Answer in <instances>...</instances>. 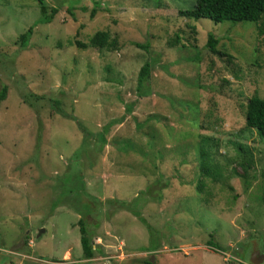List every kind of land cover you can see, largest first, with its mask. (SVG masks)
Here are the masks:
<instances>
[{
  "label": "rangeland",
  "instance_id": "obj_1",
  "mask_svg": "<svg viewBox=\"0 0 264 264\" xmlns=\"http://www.w3.org/2000/svg\"><path fill=\"white\" fill-rule=\"evenodd\" d=\"M43 2L50 22L0 0V264H248L253 243L264 264V138L244 123L264 98L258 23L178 14L195 0ZM98 30L114 49L76 46Z\"/></svg>",
  "mask_w": 264,
  "mask_h": 264
},
{
  "label": "trees",
  "instance_id": "obj_2",
  "mask_svg": "<svg viewBox=\"0 0 264 264\" xmlns=\"http://www.w3.org/2000/svg\"><path fill=\"white\" fill-rule=\"evenodd\" d=\"M39 8L41 12L42 22H50L53 16L57 13L58 9L56 7H51L49 12L43 0H39ZM91 14H94L92 10ZM178 14L183 17L200 19L208 18L213 22H222L224 20H230L232 22L238 21H253L258 23L259 33H264V0H195V4L191 9H180ZM32 32V27H29L27 31L19 35L21 40V46H25L27 40ZM170 43L173 42L170 40ZM217 39L213 35H209L208 45L211 51L217 52L215 45ZM76 46L79 48L94 47L97 49H114L117 45L116 37L111 36L108 30H98L95 31L89 39L84 42L76 40ZM138 46L146 47L147 45L138 44ZM0 66H1V51H0ZM150 74L149 63H144L138 72L137 76V93L138 95H143L141 88L143 83L147 80ZM7 86L2 85L0 88V103L6 98ZM30 96L32 95L30 93ZM244 123L245 127L250 129H255L257 135L264 138V98L258 96H251L247 99L244 105ZM98 141H105L104 133L101 132ZM201 169L203 174L209 175L211 168L206 160L201 164ZM128 202L118 200V206L121 208L129 207ZM79 218L77 220V226L79 229V240L82 250L83 258L90 259L94 255V243L93 237L91 236L89 230L87 229L86 221L84 219L85 215H88L92 211V206L89 204H84L82 209H77ZM134 214H139L136 211ZM246 249L244 250V256L246 254Z\"/></svg>",
  "mask_w": 264,
  "mask_h": 264
},
{
  "label": "water",
  "instance_id": "obj_3",
  "mask_svg": "<svg viewBox=\"0 0 264 264\" xmlns=\"http://www.w3.org/2000/svg\"><path fill=\"white\" fill-rule=\"evenodd\" d=\"M254 244L251 245V250L247 249L244 256L248 264H260L263 260V254Z\"/></svg>",
  "mask_w": 264,
  "mask_h": 264
},
{
  "label": "crops",
  "instance_id": "obj_4",
  "mask_svg": "<svg viewBox=\"0 0 264 264\" xmlns=\"http://www.w3.org/2000/svg\"><path fill=\"white\" fill-rule=\"evenodd\" d=\"M256 248H258L261 252H262V250H261V248H259V247H256ZM246 261V260H245ZM247 263V262H246Z\"/></svg>",
  "mask_w": 264,
  "mask_h": 264
},
{
  "label": "flooded vegetation",
  "instance_id": "obj_5",
  "mask_svg": "<svg viewBox=\"0 0 264 264\" xmlns=\"http://www.w3.org/2000/svg\"><path fill=\"white\" fill-rule=\"evenodd\" d=\"M248 249L251 250V246Z\"/></svg>",
  "mask_w": 264,
  "mask_h": 264
}]
</instances>
